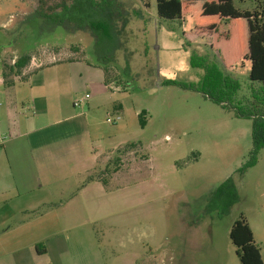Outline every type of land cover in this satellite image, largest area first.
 I'll return each mask as SVG.
<instances>
[{
  "label": "rangeland",
  "instance_id": "374dc122",
  "mask_svg": "<svg viewBox=\"0 0 264 264\" xmlns=\"http://www.w3.org/2000/svg\"><path fill=\"white\" fill-rule=\"evenodd\" d=\"M96 1L80 12L81 0H0V80L5 65L31 55L13 88L18 110L38 109V98L54 102L55 118L75 115L41 132L53 140L42 165L56 167L49 151L60 147L74 151V174L47 175L48 197L71 203L32 211V240L42 230L62 237L65 264H241L229 230L242 215L264 262V146L237 172L253 143L252 119L235 112H264L249 61L225 67L229 40L211 46L189 15L159 17L156 0ZM100 14L109 16L100 28L83 29ZM6 92L0 81L1 104ZM230 176L237 201L225 209L230 195L215 191Z\"/></svg>",
  "mask_w": 264,
  "mask_h": 264
},
{
  "label": "crops",
  "instance_id": "0c3cea01",
  "mask_svg": "<svg viewBox=\"0 0 264 264\" xmlns=\"http://www.w3.org/2000/svg\"><path fill=\"white\" fill-rule=\"evenodd\" d=\"M0 81L3 85L2 78ZM107 83L108 79L105 78ZM15 85H3L7 90L6 103H0V264H65L62 255H69L70 250L62 237L42 230L33 241V232L28 224L33 218L30 213L40 206L49 204L66 207L71 203V200L65 201L63 205L54 202L45 193L47 183L44 181L47 175L66 177L74 174V169L67 164V160L74 158V151L61 153L60 147H54L57 149L55 152L49 151L60 161L56 167L43 166L41 161L47 156L49 160L45 149L48 142L53 141H49L43 133L51 125L68 121L75 115L55 118L57 108L54 102L48 108L49 101L43 104L44 99L38 98H32L38 104V109L35 105L29 107L21 103L22 107L18 110L17 93L13 92ZM118 109L121 111V107ZM94 167L95 163L92 162L84 170L87 172ZM93 182L100 183L95 180L90 183ZM37 216L43 217V214ZM70 260L67 258L68 264H74L73 258Z\"/></svg>",
  "mask_w": 264,
  "mask_h": 264
},
{
  "label": "trees",
  "instance_id": "16d2710c",
  "mask_svg": "<svg viewBox=\"0 0 264 264\" xmlns=\"http://www.w3.org/2000/svg\"><path fill=\"white\" fill-rule=\"evenodd\" d=\"M246 2L250 4L249 7L242 8L238 5ZM102 3L96 0H81L83 5L80 8L83 10L79 11H84L87 6L102 7ZM156 10L159 17L167 19L183 20L186 15H189L192 19L191 31L200 36H209L211 46L215 44L218 47L222 45V41L229 40L233 48L229 54L224 49L225 60L222 62L226 61L225 67H232L237 63H242L243 60H248L250 63L249 79L264 85V0H156ZM105 16H107L105 19L109 18L108 14H100L98 15L100 19L88 20L83 29L100 28L101 20L106 21ZM68 20L71 21L70 16ZM30 60L31 55L25 54L17 57L12 64L5 65L7 70L1 72L3 85L10 87L17 81L24 80L23 70L30 64ZM213 100L223 101L217 96ZM235 114L252 119L253 149L250 152L248 163L237 170L238 174L242 175L247 167L255 165L256 154L264 146V112L253 106L248 107L247 111L238 109ZM138 117L140 124L144 125V112L139 113ZM130 144L133 145V143ZM89 180L99 181L106 186L105 180L90 177ZM224 189L231 197L227 201L225 207L227 209L237 201L236 188L231 176L215 192L218 195ZM229 238L236 247L235 253L241 264H264L260 248L255 244L252 230L242 215L231 225Z\"/></svg>",
  "mask_w": 264,
  "mask_h": 264
},
{
  "label": "built area",
  "instance_id": "2783aa9c",
  "mask_svg": "<svg viewBox=\"0 0 264 264\" xmlns=\"http://www.w3.org/2000/svg\"><path fill=\"white\" fill-rule=\"evenodd\" d=\"M89 97V95L88 94H85V97L84 98H81V99H79L78 100V104H80V103H82L85 99H87ZM120 119V116L119 115H116V116H114V117H108L107 118V121L109 122V123H111V122H113V123H115L116 121H118ZM2 141V137H0V142Z\"/></svg>",
  "mask_w": 264,
  "mask_h": 264
}]
</instances>
